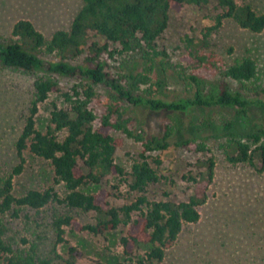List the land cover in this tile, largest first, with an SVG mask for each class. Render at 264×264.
<instances>
[{
	"label": "trees",
	"instance_id": "obj_1",
	"mask_svg": "<svg viewBox=\"0 0 264 264\" xmlns=\"http://www.w3.org/2000/svg\"><path fill=\"white\" fill-rule=\"evenodd\" d=\"M209 0H80L66 29H57L45 37L26 17H18L10 27L9 36L0 39V65L5 67L59 73L77 79L62 88L49 74L40 75L32 82L33 97L26 106L23 122L14 141L16 164L6 176H0V216L16 214L22 205L38 209L50 201L67 208L90 213V222L78 223L68 213L53 215L50 227L55 243L64 242L63 228L86 230L93 235L112 231L118 225L124 231L118 239L122 255L131 264L159 262L174 243L183 223L194 222L199 215L197 206L205 201L206 189L212 178V158L196 159L193 173L184 177L191 192L184 200L152 198L148 187L159 176L151 164H157L152 152L165 149L172 141V126L162 125L159 133H147L144 128L132 129L129 117L123 114L117 102L130 106L143 105L151 111L185 113L192 108H232L245 122L250 121L247 106L255 102L264 109V100L248 99L239 91H230L224 78L253 89L264 91L255 82L257 66L250 55L229 60L214 51L215 36L224 21L253 32L264 28V13L251 5L236 0H215L217 12L210 25L202 26L197 35H185L181 40L182 76L190 87L186 96L166 100L149 92L152 85L162 83L156 68L167 66L164 53L157 48V40L167 26L168 13L182 5L201 4ZM97 35L103 43L90 41ZM114 45L108 49L107 44ZM229 52V49H226ZM131 56L127 71L117 76L106 70L101 55ZM50 55L52 59L45 58ZM213 72L222 77L203 92V76ZM250 84V86H247ZM94 85L109 90L110 99L96 109ZM61 97L62 106L49 102L47 123L43 131L35 126L34 114L38 103L49 93ZM118 100V101H117ZM231 122L223 124L225 160L231 164L246 163L256 171L264 172V128L259 123L242 137L231 131ZM119 131L138 143V149L127 169L115 160L114 152L120 140L112 135ZM193 139L174 141L190 146ZM193 149L205 152L202 142L193 143ZM24 150L46 160L51 174L61 182L64 194L59 196L52 188H28L21 195L12 193V177L20 171ZM113 176L117 190L124 185L133 193L129 202L115 206L110 203V190L102 187L94 192L80 186L100 184ZM164 195L168 193L163 192ZM138 250L141 254L138 255ZM59 264H76V248L68 245L61 255H55ZM0 258L5 264H50L38 259L32 246L13 249L3 238L0 228Z\"/></svg>",
	"mask_w": 264,
	"mask_h": 264
},
{
	"label": "rangeland",
	"instance_id": "obj_2",
	"mask_svg": "<svg viewBox=\"0 0 264 264\" xmlns=\"http://www.w3.org/2000/svg\"><path fill=\"white\" fill-rule=\"evenodd\" d=\"M249 3L251 7L264 13V0H236ZM80 0H0V39L7 38L11 24L18 17H26L45 37L57 29H66ZM217 12L215 0L206 3L182 5L168 13V23L157 40V48L164 53L166 68H156L162 83L159 87L150 86L149 92L166 100L186 96L190 87L182 76L181 40L185 35H197L202 26L210 25ZM90 41L103 43L97 35L90 34ZM214 51L223 59L229 60L241 55H250L257 66L255 82L264 88V28L253 32L240 28L230 21H224L215 36ZM111 43L107 48H113ZM229 49V52L226 51ZM45 58L52 59L50 55ZM106 70L114 76L127 71L131 56L112 54L101 55ZM200 73L203 76V92L211 84L221 79L213 72ZM44 71L0 65V176H6L16 164L14 141L19 134L23 115L28 102L33 97V80L46 75ZM60 87L66 88L77 79L59 73H50ZM230 91H239L248 99L259 97L264 100V91L254 93L253 89L242 87L240 83L224 78ZM250 86V84H247ZM96 97L92 100L96 109L104 100L110 99L109 90L102 85H94ZM62 106L61 97L52 92L46 100L38 103L34 114L35 126L43 131L47 123L49 102ZM118 101V100H117ZM124 116L129 117L132 129L144 128L147 133L157 134L165 123L172 128V141L163 150L152 152L157 164H151L158 173V180L147 189L152 198L184 200L191 192L189 181L184 177L193 173L197 158L210 156L212 178L206 189L205 201L197 206L199 215L194 222L183 223L175 243L165 251L163 258L154 264H264V172L260 173L246 163L231 164L223 152L226 137L223 124L231 122V131L242 137L247 131L261 124L264 128V109L255 102L249 103L247 112L250 121L245 122L232 108L199 107L185 113L151 111L143 105L130 106L117 102ZM119 138L115 149V160L127 169L131 158L138 149V143L125 134L113 130ZM193 139L190 146L175 144L174 141ZM200 141L205 152L193 149V143ZM20 171L13 174L12 193L21 195L28 188H52L59 196L64 194L61 182L51 174L50 166L29 151L24 150ZM105 182L80 186L87 192L104 187L110 190L109 201L115 206L127 203L133 193L124 185H118L113 176ZM163 192L168 193L164 195ZM16 214L0 216V228L4 240L13 249L33 247L38 259H46L50 264H59L55 255H61L68 245L76 248V264H131L121 253L118 243L124 226L118 225L112 231L93 235L86 230L71 231L63 228L64 242L55 243L54 232L50 227L53 215L68 213L75 220L90 222V213L70 209L50 201L41 208L33 209L22 205L15 207ZM141 250H138V255ZM0 264H5L0 258Z\"/></svg>",
	"mask_w": 264,
	"mask_h": 264
}]
</instances>
